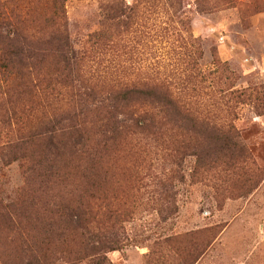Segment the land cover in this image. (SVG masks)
I'll return each instance as SVG.
<instances>
[{
	"label": "trees",
	"instance_id": "1",
	"mask_svg": "<svg viewBox=\"0 0 264 264\" xmlns=\"http://www.w3.org/2000/svg\"><path fill=\"white\" fill-rule=\"evenodd\" d=\"M23 1H0V64L19 60L16 73L15 62L14 67L6 68V91H16V101L26 97L30 103L26 118L32 123L26 126V139L9 133L11 122L20 121L19 114H23L10 98L15 111L12 121H3L0 127L1 162L9 166L19 161L25 185L14 202H0V234L19 228L26 220V237L16 239L14 252L5 250L3 262L82 264L89 260L107 264V254L123 245L118 227L105 220L119 216L121 206L109 203L106 185L121 165V147L129 138L166 143L168 134L177 130L186 135L204 134L207 146L200 155L207 160L218 153L243 158L248 152L232 121L224 118L218 122L198 107L197 100L210 89L207 79L214 74H207L199 64L200 42L185 38L180 31L189 27L186 0H131V4L129 0H105L103 19L89 35L90 50L85 52L77 51L72 43L65 0L54 1L52 13L39 31L21 28L15 11ZM212 1L232 3L193 2L198 10L209 11ZM154 31L157 38L173 41L168 53L173 58L157 63L151 71L132 63L103 65L114 37L121 42L127 39L124 48L132 60L142 54L139 44L144 46ZM49 57L57 70L48 72L43 80L31 79L23 87V62H31L26 73L32 78ZM220 67L224 72L227 69ZM14 75L20 79H13ZM219 93L224 99L221 103L227 105L250 100L255 92L229 88ZM162 175L158 184L164 187L168 173Z\"/></svg>",
	"mask_w": 264,
	"mask_h": 264
},
{
	"label": "rangeland",
	"instance_id": "2",
	"mask_svg": "<svg viewBox=\"0 0 264 264\" xmlns=\"http://www.w3.org/2000/svg\"><path fill=\"white\" fill-rule=\"evenodd\" d=\"M54 1L21 2L15 11L21 28L42 30ZM104 1L65 0L70 35L77 51L90 50L88 37L103 19ZM193 1L186 0L185 4L188 30L180 31L185 38L200 42L199 64L207 74H214L207 79L210 89L197 100L198 107L218 122L224 118L232 121L248 155L230 158L218 153L204 159L200 153L207 142L201 133L186 135L175 130L168 134L166 143L129 138L121 147V165L106 185L109 203L121 206L119 216L110 222L107 217L105 220L111 227H118V239L123 245L107 254V264H264V0L212 1L209 11L198 10ZM153 35L144 46L139 44L142 54L134 55L132 60L124 48L127 39L121 42L118 37L112 38V51L103 65L110 68L114 63H132L151 71L157 63L173 58L168 54L173 41L157 38L156 31ZM18 61L0 64V115L5 112L0 127L3 121H12L15 109L8 102L12 98L23 114H19L20 121L11 122L9 133L26 139V126L32 124L31 118H26V105L30 107V103H26V97L16 101L17 92L8 93L5 85L9 78L6 68L14 67L15 62L16 73ZM23 63L25 88L31 79L43 80L48 72L57 70L49 57L31 78L26 73L31 62ZM218 65L226 66V71ZM12 77L20 79L18 75ZM229 88L255 93L250 100L223 105L219 90ZM1 160L0 156V202L10 204L25 185V174L19 161L5 166ZM163 173H168L164 187L158 184L164 179ZM162 194L163 201H159ZM25 228L26 220L19 228L0 234V264H4L5 250L14 252L16 239L26 237ZM89 262L82 264H92Z\"/></svg>",
	"mask_w": 264,
	"mask_h": 264
}]
</instances>
